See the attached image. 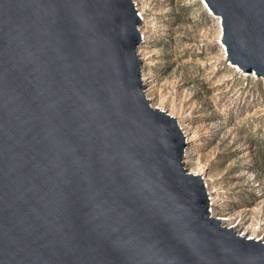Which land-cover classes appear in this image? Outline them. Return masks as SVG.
Returning a JSON list of instances; mask_svg holds the SVG:
<instances>
[{"label":"water","instance_id":"water-1","mask_svg":"<svg viewBox=\"0 0 264 264\" xmlns=\"http://www.w3.org/2000/svg\"><path fill=\"white\" fill-rule=\"evenodd\" d=\"M264 79V0H203ZM133 0H0V264H264L211 213L144 92Z\"/></svg>","mask_w":264,"mask_h":264},{"label":"rangeland","instance_id":"rangeland-1","mask_svg":"<svg viewBox=\"0 0 264 264\" xmlns=\"http://www.w3.org/2000/svg\"><path fill=\"white\" fill-rule=\"evenodd\" d=\"M133 1L144 92L187 131L184 164L207 180L211 213L264 237V79L226 60L201 0Z\"/></svg>","mask_w":264,"mask_h":264},{"label":"bare ground","instance_id":"bare-ground-1","mask_svg":"<svg viewBox=\"0 0 264 264\" xmlns=\"http://www.w3.org/2000/svg\"><path fill=\"white\" fill-rule=\"evenodd\" d=\"M202 2H203V4H204V6L206 7V5H205V3H204V1L203 0H201ZM208 10V9H207ZM208 12L209 13H211L209 10H208ZM139 14H140V16H141V19H142V13L141 12H139ZM211 15H213V16H215L214 14H212L211 13ZM217 19H218V24H219V34L221 35V25H220V17H218V16H215ZM139 31H141L142 32V40H144V38H145V31L144 30H142V29H140ZM142 43V42H141ZM140 46V45H139ZM138 46V47H139ZM223 50H225V48L223 47L222 48ZM138 54L140 55L141 54V51H138ZM225 54H226V52H225ZM144 67V66H143ZM141 72H142V77H143V80L145 81L146 80V78L144 77V70H143V68H142V70H141ZM145 88V87H144ZM145 94H146V96H148L149 97V93H148V89H146L145 90ZM180 125H181V127L184 129V127L182 126V124L180 123ZM184 132H185V135H186V138H187V140H188V134H187V131L186 130H184ZM186 148V147H185ZM184 151H185V149H184ZM185 155V154H184ZM191 171H192V169H191ZM194 171V170H193ZM204 181H205V183H206V188H207V190H208V194H209V198H210V204H212V197H211V192H210V190H209V187H208V183H207V180L206 179H204ZM219 220H221L223 223H225V225H230V226H232V228H234L235 229V227H237L238 225L237 224H233L232 222H229L228 220H229V217H224V216H220L219 217ZM238 230H240V229H238ZM243 230V232L241 233L242 235H244V236H247V235H250V236H252V237H257V238H259V239H261V240H264V237L262 236V237H260V236H258V234L255 232V231H250L249 229H242ZM239 233H240V231H239Z\"/></svg>","mask_w":264,"mask_h":264}]
</instances>
